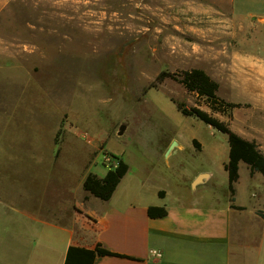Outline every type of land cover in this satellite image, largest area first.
<instances>
[{
    "label": "rangeland",
    "instance_id": "rangeland-1",
    "mask_svg": "<svg viewBox=\"0 0 264 264\" xmlns=\"http://www.w3.org/2000/svg\"><path fill=\"white\" fill-rule=\"evenodd\" d=\"M222 8L217 0H0V217L16 223L7 227L26 233L29 211H59L67 188L90 172L103 177L118 157L130 184L175 190L176 178L204 170L213 175L192 194L230 193L228 135L178 107L208 111L264 152V80L237 62L263 56L264 41L238 47L211 13ZM192 68L241 104L233 119L173 79L150 87L163 70ZM253 188L264 207V175L249 180L243 168V203Z\"/></svg>",
    "mask_w": 264,
    "mask_h": 264
},
{
    "label": "crops",
    "instance_id": "crops-1",
    "mask_svg": "<svg viewBox=\"0 0 264 264\" xmlns=\"http://www.w3.org/2000/svg\"><path fill=\"white\" fill-rule=\"evenodd\" d=\"M217 1L228 6L211 11L219 17L221 33L234 38L240 48L264 41V0ZM237 62L241 73L264 80V55H247ZM240 135L259 144L249 135ZM243 168L249 180L261 174H252L241 161L234 200L231 193L226 197L215 192L192 194L190 189L199 187L194 182L200 175L205 174L202 183L212 177V172L204 170L190 178H176L175 190H166L135 178V184H130L134 181L130 168L107 201L86 192L83 177L81 185L67 188L69 196L59 211H46L45 205L43 213L29 211L26 233L14 227V219L9 220L14 225L9 228V221L0 217V264H65L70 246L94 248L97 244L113 254L98 256L94 264H264V217L259 213L264 207L256 202L262 194L253 188V202H242ZM150 206H166L168 214L151 218Z\"/></svg>",
    "mask_w": 264,
    "mask_h": 264
},
{
    "label": "trees",
    "instance_id": "trees-1",
    "mask_svg": "<svg viewBox=\"0 0 264 264\" xmlns=\"http://www.w3.org/2000/svg\"><path fill=\"white\" fill-rule=\"evenodd\" d=\"M166 79H173L182 84L189 92L197 93L201 98L206 99L213 111L227 113L231 119L234 118L233 109L241 106L239 103L229 102L221 98L218 95L219 82L213 79L202 68H192L176 72L163 70L158 74L155 82L150 87H157L158 84ZM178 107L184 115L196 116L208 125L228 135L230 150L229 161L225 164V170L229 176V190L232 200H234L233 197L236 192L235 184L240 178L241 161L249 165L252 174L259 172L264 175V153L256 142L242 137L232 129L229 122L218 119L200 107H188L182 102H178ZM129 171L130 165L124 158L118 157L116 164L103 177L93 172L87 174L83 180V189L89 194L107 201L113 196ZM259 213L264 217V212L260 211ZM148 214L151 218H162L168 214V209L166 206H150ZM112 254L109 249L103 247L101 244H97L94 248L72 245L68 248L65 264H94L98 256Z\"/></svg>",
    "mask_w": 264,
    "mask_h": 264
},
{
    "label": "water",
    "instance_id": "water-1",
    "mask_svg": "<svg viewBox=\"0 0 264 264\" xmlns=\"http://www.w3.org/2000/svg\"><path fill=\"white\" fill-rule=\"evenodd\" d=\"M125 128H126L125 125H122V126H121V128H120V130H119V135H122V134L124 133ZM204 176H205V174L200 175V176L195 180V182H194V186L199 185V184L201 183V181H202V178H203Z\"/></svg>",
    "mask_w": 264,
    "mask_h": 264
}]
</instances>
